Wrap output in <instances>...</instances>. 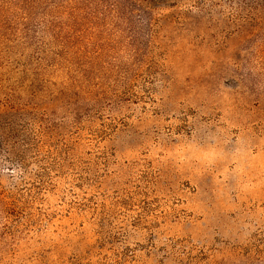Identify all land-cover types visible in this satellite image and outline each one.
Segmentation results:
<instances>
[{
  "label": "rangeland",
  "instance_id": "obj_1",
  "mask_svg": "<svg viewBox=\"0 0 264 264\" xmlns=\"http://www.w3.org/2000/svg\"><path fill=\"white\" fill-rule=\"evenodd\" d=\"M0 264H264V0H0Z\"/></svg>",
  "mask_w": 264,
  "mask_h": 264
},
{
  "label": "trees",
  "instance_id": "obj_2",
  "mask_svg": "<svg viewBox=\"0 0 264 264\" xmlns=\"http://www.w3.org/2000/svg\"><path fill=\"white\" fill-rule=\"evenodd\" d=\"M76 4H77L76 1L73 2V4H71L72 6L70 7V9H72V11H75V10H79V9H81V7L77 6ZM23 7H24V6H23ZM29 8H30V7L26 6V7L23 8V9H24V10H27V9H29Z\"/></svg>",
  "mask_w": 264,
  "mask_h": 264
}]
</instances>
